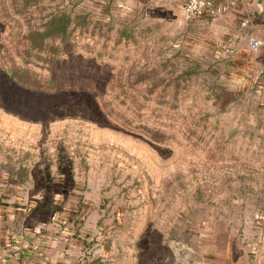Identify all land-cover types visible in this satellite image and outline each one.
Wrapping results in <instances>:
<instances>
[{
  "label": "rangeland",
  "instance_id": "rangeland-1",
  "mask_svg": "<svg viewBox=\"0 0 264 264\" xmlns=\"http://www.w3.org/2000/svg\"><path fill=\"white\" fill-rule=\"evenodd\" d=\"M212 21L181 0H0V208L67 211L77 234L91 217L77 264H264V77Z\"/></svg>",
  "mask_w": 264,
  "mask_h": 264
},
{
  "label": "crops",
  "instance_id": "crops-1",
  "mask_svg": "<svg viewBox=\"0 0 264 264\" xmlns=\"http://www.w3.org/2000/svg\"><path fill=\"white\" fill-rule=\"evenodd\" d=\"M213 4L218 14L207 17L224 37L222 46L228 44L221 51L242 56L244 68L264 77V0H213ZM252 38L261 39L262 45L254 47ZM25 202L0 208V264H77L89 239L102 236L91 217L77 234L67 211L59 214L51 207ZM101 249V243L94 248Z\"/></svg>",
  "mask_w": 264,
  "mask_h": 264
},
{
  "label": "trees",
  "instance_id": "trees-1",
  "mask_svg": "<svg viewBox=\"0 0 264 264\" xmlns=\"http://www.w3.org/2000/svg\"><path fill=\"white\" fill-rule=\"evenodd\" d=\"M59 30L65 32L66 26L64 28H59L57 31ZM9 72L11 78H14L25 86L32 87L37 91L55 92L65 88L63 83L61 84L58 82V79L61 77L46 74L45 72L37 73L29 70V68L21 66H14Z\"/></svg>",
  "mask_w": 264,
  "mask_h": 264
},
{
  "label": "built area",
  "instance_id": "built-area-1",
  "mask_svg": "<svg viewBox=\"0 0 264 264\" xmlns=\"http://www.w3.org/2000/svg\"><path fill=\"white\" fill-rule=\"evenodd\" d=\"M181 8L188 17L215 16L218 14V9L213 4V0H181ZM251 43L254 47H259L262 45V40L252 38ZM223 44V47H228L226 42Z\"/></svg>",
  "mask_w": 264,
  "mask_h": 264
},
{
  "label": "water",
  "instance_id": "water-1",
  "mask_svg": "<svg viewBox=\"0 0 264 264\" xmlns=\"http://www.w3.org/2000/svg\"><path fill=\"white\" fill-rule=\"evenodd\" d=\"M176 264H184L183 262H181V261H179V262H177Z\"/></svg>",
  "mask_w": 264,
  "mask_h": 264
}]
</instances>
